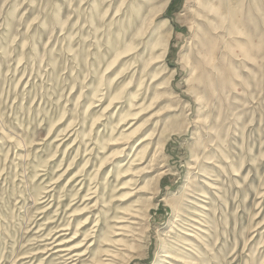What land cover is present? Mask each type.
Listing matches in <instances>:
<instances>
[{
  "label": "rangeland",
  "instance_id": "374dc122",
  "mask_svg": "<svg viewBox=\"0 0 264 264\" xmlns=\"http://www.w3.org/2000/svg\"><path fill=\"white\" fill-rule=\"evenodd\" d=\"M0 264H264V0H0Z\"/></svg>",
  "mask_w": 264,
  "mask_h": 264
},
{
  "label": "bare ground",
  "instance_id": "6f19581e",
  "mask_svg": "<svg viewBox=\"0 0 264 264\" xmlns=\"http://www.w3.org/2000/svg\"><path fill=\"white\" fill-rule=\"evenodd\" d=\"M58 232V231H57ZM64 235V234H63ZM58 236V235H57ZM57 238V237H56ZM61 239V238H60ZM56 240V239H55ZM67 242V241H66ZM65 245H62V243H56V245H55V247H53V248H55L56 250L54 251L55 253H59V252H65V251H67V250H70V249H66L65 247H64ZM50 250H51V248H49ZM67 254H69L68 252H66L65 254H63V255H67ZM58 255V254H57ZM61 255V254H60ZM60 255H59V257H60ZM72 257H74V256H72ZM76 257V256H75ZM63 258V257H62ZM65 258V257H64ZM68 258H70V257H68ZM76 259V258H75ZM74 260V259H73ZM71 262V261H70ZM75 262V261H74ZM67 263V262H66ZM69 263V262H68Z\"/></svg>",
  "mask_w": 264,
  "mask_h": 264
}]
</instances>
